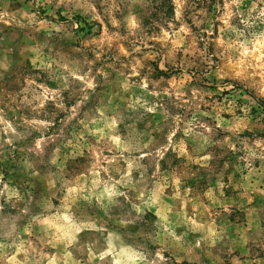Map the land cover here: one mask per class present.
Masks as SVG:
<instances>
[{
	"label": "rangeland",
	"instance_id": "374dc122",
	"mask_svg": "<svg viewBox=\"0 0 264 264\" xmlns=\"http://www.w3.org/2000/svg\"><path fill=\"white\" fill-rule=\"evenodd\" d=\"M0 264H264V0H0Z\"/></svg>",
	"mask_w": 264,
	"mask_h": 264
}]
</instances>
